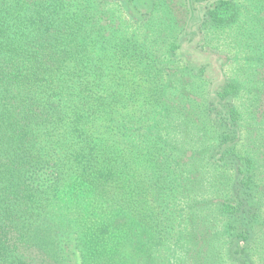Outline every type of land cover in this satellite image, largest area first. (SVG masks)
I'll list each match as a JSON object with an SVG mask.
<instances>
[{
    "label": "trees",
    "instance_id": "1",
    "mask_svg": "<svg viewBox=\"0 0 264 264\" xmlns=\"http://www.w3.org/2000/svg\"><path fill=\"white\" fill-rule=\"evenodd\" d=\"M0 264H264V0H0Z\"/></svg>",
    "mask_w": 264,
    "mask_h": 264
}]
</instances>
